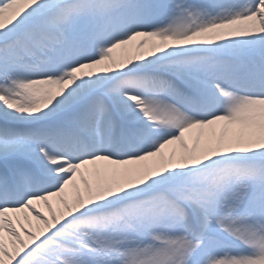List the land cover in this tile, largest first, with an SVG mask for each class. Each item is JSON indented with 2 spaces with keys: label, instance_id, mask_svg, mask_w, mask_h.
<instances>
[{
  "label": "snow or ice",
  "instance_id": "1",
  "mask_svg": "<svg viewBox=\"0 0 264 264\" xmlns=\"http://www.w3.org/2000/svg\"><path fill=\"white\" fill-rule=\"evenodd\" d=\"M0 264H264V0H0Z\"/></svg>",
  "mask_w": 264,
  "mask_h": 264
}]
</instances>
